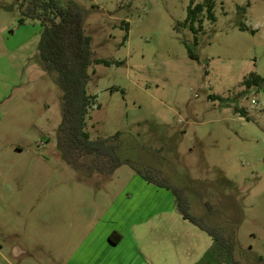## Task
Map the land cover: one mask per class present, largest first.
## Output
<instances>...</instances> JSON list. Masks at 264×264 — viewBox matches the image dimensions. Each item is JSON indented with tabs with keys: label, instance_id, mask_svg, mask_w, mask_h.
<instances>
[{
	"label": "rangeland",
	"instance_id": "1",
	"mask_svg": "<svg viewBox=\"0 0 264 264\" xmlns=\"http://www.w3.org/2000/svg\"><path fill=\"white\" fill-rule=\"evenodd\" d=\"M28 1L0 0V264H79L105 229L166 228L157 197L174 208L173 197L132 166L183 189L189 213L232 240L234 260L264 264V85L243 84L264 78V0H211L215 20L203 13L196 33L183 25L191 0H56L83 13L93 59L122 64H94L86 85L89 138L118 134L122 165L107 176L64 160L42 27L18 23Z\"/></svg>",
	"mask_w": 264,
	"mask_h": 264
},
{
	"label": "trees",
	"instance_id": "2",
	"mask_svg": "<svg viewBox=\"0 0 264 264\" xmlns=\"http://www.w3.org/2000/svg\"><path fill=\"white\" fill-rule=\"evenodd\" d=\"M193 2L194 0H191L187 6V17L183 25L189 26V29L196 33L202 28L200 16L203 13H206L209 21L215 20L214 2L205 0L195 5ZM21 9L24 12L18 23L23 24L25 19H31L37 20L42 27L37 49L38 57L43 69L55 76V84L61 91V117L56 139L64 152V160L73 169L84 174L99 173L103 176L112 174L122 165L114 144L118 134L107 140L89 138L85 122L90 109L95 106L96 97L87 94L86 85L90 80L89 70L94 64L104 66L122 64L92 58L91 40L85 35L83 28V13L71 1L61 4L56 0H29L25 8L21 5ZM196 21L199 23L197 29L194 26ZM122 26L128 33V23H123ZM245 29L240 27V30ZM126 34L123 42L126 40ZM188 51L189 58L195 59L192 50L188 48ZM91 73L94 74V71L92 70ZM243 84L246 89L253 86L260 88L264 85V78L251 74ZM132 167L134 172L148 183L168 190L174 198L176 212L184 221L199 228L211 238V246L205 254L208 261L216 264H240L233 258L232 240L224 236L221 228L210 226L203 219L189 213L188 200L183 189L170 186L164 180H157L147 172L139 171L135 166ZM119 237L114 232L109 237V242L117 243ZM254 264H263V262L259 259Z\"/></svg>",
	"mask_w": 264,
	"mask_h": 264
},
{
	"label": "crops",
	"instance_id": "3",
	"mask_svg": "<svg viewBox=\"0 0 264 264\" xmlns=\"http://www.w3.org/2000/svg\"><path fill=\"white\" fill-rule=\"evenodd\" d=\"M156 195L158 194L156 193ZM162 197L164 199L157 197V200L160 199L162 203L167 200V220L170 221L166 222V228L164 223L156 224L154 231L140 230L133 222L135 219H132L129 221V223L131 222L128 224L129 227L123 231L112 227L105 229L100 235L88 237V240H91L90 243L94 244V248H91L90 252L86 250L83 256L79 255L81 257L79 264L207 263L208 259L204 256L210 248L211 238L199 228L184 221L176 210H173L175 208H171L172 203L168 197H165L164 194H162ZM186 224L200 231L190 229L186 227ZM163 226L166 229L164 232L162 230ZM114 232L120 236L117 243L109 242V237Z\"/></svg>",
	"mask_w": 264,
	"mask_h": 264
},
{
	"label": "built area",
	"instance_id": "4",
	"mask_svg": "<svg viewBox=\"0 0 264 264\" xmlns=\"http://www.w3.org/2000/svg\"><path fill=\"white\" fill-rule=\"evenodd\" d=\"M252 102L256 104V102H255V100H254V99L252 100Z\"/></svg>",
	"mask_w": 264,
	"mask_h": 264
}]
</instances>
